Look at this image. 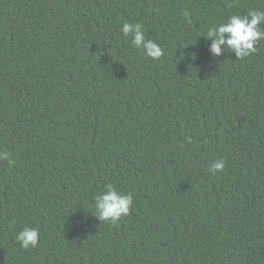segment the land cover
<instances>
[{
  "label": "trees",
  "instance_id": "16d2710c",
  "mask_svg": "<svg viewBox=\"0 0 264 264\" xmlns=\"http://www.w3.org/2000/svg\"><path fill=\"white\" fill-rule=\"evenodd\" d=\"M252 11L264 0H0V264H264V40L240 60L206 37ZM109 184L134 198L115 225L95 214Z\"/></svg>",
  "mask_w": 264,
  "mask_h": 264
},
{
  "label": "clouds",
  "instance_id": "9594fccd",
  "mask_svg": "<svg viewBox=\"0 0 264 264\" xmlns=\"http://www.w3.org/2000/svg\"><path fill=\"white\" fill-rule=\"evenodd\" d=\"M184 15L187 17L188 13ZM264 11H252L247 15L233 14L224 23L208 30L206 37L212 40L210 51L215 56H220L226 46L235 53L237 59L243 60L256 53L257 44L264 40ZM124 36L132 37V44L142 49L145 54L153 59H159L163 55L161 47L145 38L143 25L140 23H125L122 27ZM10 153L0 151V160L9 159ZM225 162L217 159L211 162L212 172L224 170ZM134 204L132 193L119 192L109 184L107 190L95 196V214L100 221H109L117 224L122 217L130 215ZM17 241L24 249L35 248L40 240L39 230L25 227L16 235Z\"/></svg>",
  "mask_w": 264,
  "mask_h": 264
}]
</instances>
